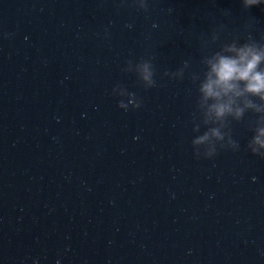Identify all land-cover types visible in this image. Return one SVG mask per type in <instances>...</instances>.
Segmentation results:
<instances>
[{"label": "water", "instance_id": "95a60500", "mask_svg": "<svg viewBox=\"0 0 264 264\" xmlns=\"http://www.w3.org/2000/svg\"><path fill=\"white\" fill-rule=\"evenodd\" d=\"M119 4L0 0V264H264V159L246 122L239 151L193 156L189 79L214 29L209 50L264 38V5ZM141 58L148 90L121 70ZM117 84L141 107L119 109Z\"/></svg>", "mask_w": 264, "mask_h": 264}, {"label": "clouds", "instance_id": "9594fccd", "mask_svg": "<svg viewBox=\"0 0 264 264\" xmlns=\"http://www.w3.org/2000/svg\"><path fill=\"white\" fill-rule=\"evenodd\" d=\"M128 0H120L124 6ZM242 10L264 5V0H239ZM137 11L148 12L149 0H130ZM229 13L225 11V15ZM131 27V25H127ZM107 37V30H105ZM219 40L214 29L210 38L202 41L205 54L200 59L202 71L193 72L189 79L196 87L194 111L191 119L192 132L200 133L191 140L193 156L197 159L214 158L220 150L236 152L240 150L239 142L233 138V124L246 122L252 133L245 148L264 159V38L260 41L250 36L240 42L238 37L220 43L216 50H209ZM189 62L173 72L165 71L164 77L184 79ZM136 76L137 84L144 90L157 86L156 69L151 58H141L137 62L125 61L121 69ZM112 94L120 97L117 107L124 111L141 107L142 98L117 84ZM127 98V102L125 99ZM252 117L245 121L246 114Z\"/></svg>", "mask_w": 264, "mask_h": 264}]
</instances>
